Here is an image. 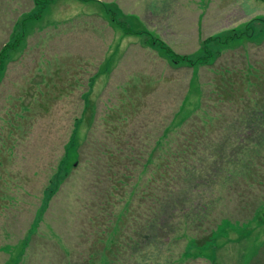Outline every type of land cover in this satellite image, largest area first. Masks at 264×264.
I'll return each instance as SVG.
<instances>
[{
	"label": "rangeland",
	"instance_id": "rangeland-1",
	"mask_svg": "<svg viewBox=\"0 0 264 264\" xmlns=\"http://www.w3.org/2000/svg\"><path fill=\"white\" fill-rule=\"evenodd\" d=\"M257 1L0 0V264H216L209 258L229 256L223 250L227 229L243 224L239 220L255 208L252 199L262 200L264 191L252 187V193L239 196L243 183L222 185L211 178L191 195L197 206L194 213L205 215L202 222L186 225L181 218L165 225L163 220L154 230L155 240L136 244L134 234L142 232L143 226L144 232L149 231L144 220L151 212H126L125 220L115 222L122 205L111 207L106 201L109 197L103 192L110 186V174L102 167L106 159L99 148L133 146L148 151L170 122L176 126L194 113L201 100L198 88L210 113L227 111L225 103L215 107L217 95L210 93L213 83H225L231 91L221 97L238 107L247 81L254 83L256 72L264 76V2ZM132 5H142L147 28L153 29L157 16L168 20L169 13L173 23L182 19L184 36L192 35L197 17L212 20L215 34L200 40L201 50L195 43H188L187 50H170L156 32L147 30L149 42L163 49L150 50L152 59L139 50H115L112 57V50L98 47L101 43L95 36L103 32L101 26L107 33L112 20L119 27L122 21L131 24L132 18L124 13ZM75 17L67 24L72 28L69 32L64 23L56 24ZM241 20L245 21L233 23ZM161 26L157 31L167 24ZM78 32L84 47L64 50L65 39L76 37L77 44ZM52 43L55 49L48 50ZM253 44L259 50H251ZM165 48L192 61L207 56L212 62V51L220 55L212 66L196 65L194 72L186 61H173ZM104 53L114 60L112 68ZM247 62L251 76L245 79ZM224 70L229 73L222 77ZM82 93L86 98L95 95L96 124L78 120ZM72 120H78L73 130ZM219 121L209 127L213 142L209 148L215 159L223 160L224 137L229 133L237 137L240 133L234 128L239 122H229L231 131L225 134L224 122ZM90 125L97 128L88 131ZM74 129L76 139L56 174L57 183L48 184V168L61 159ZM88 132L92 136L86 137ZM115 137L121 138L119 144ZM82 142H86L85 151L76 164L75 151ZM260 156L264 157L263 151ZM258 168L264 173L263 160ZM156 185L162 184L158 181ZM154 193L165 195L162 187ZM186 208L183 202L179 211ZM136 213L139 218L130 219ZM189 213L193 212L167 214ZM255 213L264 217V208ZM218 223L216 235L207 244L195 246L187 241L193 236L200 242ZM183 231L186 237L181 236Z\"/></svg>",
	"mask_w": 264,
	"mask_h": 264
},
{
	"label": "trees",
	"instance_id": "trees-1",
	"mask_svg": "<svg viewBox=\"0 0 264 264\" xmlns=\"http://www.w3.org/2000/svg\"><path fill=\"white\" fill-rule=\"evenodd\" d=\"M260 1L264 2V0ZM165 49H167L166 51L173 61H186L189 67L195 65L210 67L220 55L219 51H212V56L214 57L212 62H209L207 56H202L192 61L186 57L173 54L168 48ZM1 60L2 57H0V65L2 63ZM248 67L249 63L247 62L246 66L243 67L245 79L251 76L248 73ZM228 73V70H224L222 77ZM254 75L253 77L256 81L254 80V83L247 81L244 90L245 96L238 100V107L235 108H233L234 105L231 100H223L221 97V93H227L231 89L226 87L225 83L212 84L213 89L210 90V93L217 95L215 107L219 106L216 104L221 105L224 103L223 106H229L227 111L222 109L223 111L218 112V114L210 113L208 106H203V91L201 90L202 88H198L201 100L194 113L176 126L170 122L163 129L161 136L153 141V146L148 151L135 149L133 146H129L125 150L123 147L116 149L109 147L99 148V153L106 159L102 167L110 174L107 177L110 186L105 188L103 192L109 197L106 201L111 207L122 205L118 211L120 217L117 218L119 220L116 221V219L115 222L120 223L125 220L126 212H151V215L146 218L147 221L145 222L144 220V223H146L145 228L148 227L149 231L145 230L144 232L143 226L142 232H136L134 234L137 238L136 240L134 237L136 244H145L147 243L145 240H155L154 230L158 225H162L163 220L165 225L175 219L181 220V218L186 225L188 223L202 222L205 215L194 213L197 206L194 204L191 195L201 191L199 186H205L212 179L221 181L222 185L226 184L229 186L235 185L237 182L243 183L245 187H239V196L250 194L246 189L254 186L256 181L264 179L261 169H258V162L264 161V157L260 156L261 151L264 152V76L258 75L257 72ZM198 85L200 84L198 83ZM91 112L85 118V123L88 121L90 124H95ZM235 113H241V115L235 116ZM215 121H219L221 124L222 121L224 122V133L231 131L229 122H239L234 128V131L238 132L237 134L240 133L237 137L232 136L231 133H225L227 138L224 137V142L227 143V146L223 148V160L215 159L210 153L211 149L209 146L213 145V142L210 139L209 127L216 125ZM75 139V131H72L67 144L64 146V153L61 159L55 166L48 168L49 173H51L48 176V184L57 183L56 174H58L61 165L65 163L67 149L73 144ZM119 139L121 138H114L117 144H119ZM85 143L78 144L75 151L76 164L80 163L81 154L85 151ZM174 145H176L175 148H173ZM76 164L72 167H75ZM194 165L197 166L194 167ZM119 167L121 169L118 172L112 170ZM158 181L162 185H156ZM248 182L251 185H248ZM161 187L165 193L163 198L159 194L154 193L156 190H160ZM183 202L186 203L187 208L179 211V206ZM260 205L255 207L253 212ZM190 209L191 211H189ZM205 209L209 210V207L205 205ZM160 212H165V215L161 216ZM168 212L193 213L175 216L167 214ZM139 215L140 213H136L128 216L130 219H138ZM142 216L147 217V215ZM223 220L225 222L226 218H223ZM220 225V223L216 224L209 235L202 238L200 242L193 236H190L187 241H189L190 245H205L213 239ZM185 232L183 231L181 236L186 237L187 232ZM114 244H111V246H114Z\"/></svg>",
	"mask_w": 264,
	"mask_h": 264
},
{
	"label": "crops",
	"instance_id": "crops-1",
	"mask_svg": "<svg viewBox=\"0 0 264 264\" xmlns=\"http://www.w3.org/2000/svg\"><path fill=\"white\" fill-rule=\"evenodd\" d=\"M254 2L259 3L257 0H254ZM141 7L139 5H132L131 8L127 10L126 13H124V15H127L132 18L131 24L129 22L122 21V25H121L122 27H119L118 23L112 20L108 25L109 31L107 33L104 32V27L101 26L103 32L97 33V36H95V39L99 43H101L100 46L98 45V47L101 50H112V57H114L115 50H139L140 52H145L146 54H149L152 59L154 56L152 55L150 50H163V49H161L157 44H151L149 42V37L146 35L147 30L156 32L160 37L161 41L164 42L170 48V50H187L186 46L188 43H195L198 46V50H201L200 40L209 38L215 34V32L211 31V26L213 23L212 20L207 19L206 17L200 20V17H197L196 20L192 22L193 25L192 35L184 36L182 29V19L179 23H177L176 21L173 23L170 20V17L172 15L169 13H168V20L167 19L163 20L162 17L157 16L155 21L152 23L153 29L147 28L144 25L145 21H144L143 13L140 12ZM258 7L259 6H257L256 8ZM174 14H176V12ZM76 18L77 17L69 18V20H63L60 22L58 21V23L56 24L59 25L60 23H64L65 32H69V29L72 28L68 27L67 24L71 22V20ZM95 18H99V16L96 15ZM242 21L245 20L235 21L233 23L237 24ZM161 25H165L166 27L161 32H159L157 31V29L162 28ZM222 28L223 27H221L220 29ZM55 31L56 28H54V33ZM75 40L76 37L71 39L69 38L65 39L66 47L64 48V50H80L82 47H84L83 38L79 32L77 33V44H75L76 42ZM49 49L54 50L55 45L52 43L51 46L48 48V50ZM227 50H232V48H229ZM251 50H259V49L256 48L255 44H253ZM104 58L106 64L110 68H112V65L114 66V60L113 59L108 60V58L111 57L107 56L106 53H104ZM180 62L181 61L176 63L179 64ZM191 68L193 69L192 71L195 72L196 65ZM100 75H102V71ZM90 80L91 78H89L88 83L92 84L93 81ZM82 97L83 98L79 101L81 104V115L78 120H82L83 122V120H85V118L90 114L92 110L91 114L93 115V120L96 124L97 114H98V104L97 102H95V95L92 94L88 96V98H86L84 96V93H82ZM76 103L78 104V102ZM88 107H90L91 109ZM78 109H80V106ZM78 120H72V124H71L72 130L74 127L75 129L77 128L76 124ZM85 127L87 129L86 125ZM110 127L112 128L111 125ZM96 128L97 125H91L90 127H88V131L90 130L94 131ZM161 133L159 136H161ZM87 136H92V134L88 132L86 134V137ZM110 136H112V134H110ZM261 174L264 175L262 171ZM247 184L251 185L250 182H248ZM252 187L254 189L258 187L261 191H264V179H260L256 181L254 186H251L250 188ZM250 188H248V193H252V190ZM263 199L258 201L256 199H252L254 202H256L255 207L261 204L257 208V210H255V212H257L258 209L260 208L262 209L264 208ZM255 212H250V214H247L244 217L245 219L239 220L243 223L240 227L237 228L236 226H230L227 229L228 232L226 235L227 241L226 243L223 244V250L224 253L228 254L229 256L224 257V259L223 258L219 259L218 257L213 256L209 258V261L212 260L216 264H264V253H262L261 251L262 248L264 247V217L263 214L255 213ZM253 251H254L253 255L247 260V258L251 255V252Z\"/></svg>",
	"mask_w": 264,
	"mask_h": 264
}]
</instances>
